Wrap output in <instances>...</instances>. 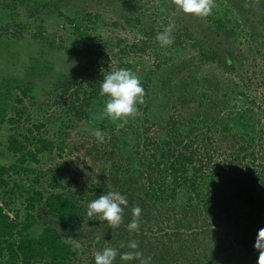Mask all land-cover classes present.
Returning a JSON list of instances; mask_svg holds the SVG:
<instances>
[{
	"label": "trees",
	"instance_id": "obj_1",
	"mask_svg": "<svg viewBox=\"0 0 264 264\" xmlns=\"http://www.w3.org/2000/svg\"><path fill=\"white\" fill-rule=\"evenodd\" d=\"M15 1L31 18L52 15V8L61 17L58 0L33 1L35 7ZM91 2L135 38L104 43L96 32L101 13L81 10L64 18L79 63L48 87L64 99L67 119L54 140L41 134L45 123L19 136L10 129L0 153L12 159L0 167V264H95V253L105 247L117 250L114 264H140L120 259V253L136 251L149 264H257L254 244L264 228V96L255 93L264 75L255 81L248 61L264 59V0H216L203 18L183 13L174 0ZM170 25L174 42L161 47L155 37ZM34 36L53 49L51 37ZM121 68L139 77L144 102L127 120L113 123L100 118L107 99L99 95L100 83ZM4 87L0 125L14 127L24 101L35 102L36 86L14 81ZM73 121H85L103 137L92 134L94 142L84 150L93 176L89 185L80 177L85 186L79 175L63 177L57 166L46 174L32 167L41 155L83 149L68 147ZM218 157L225 168L213 163ZM108 192L127 201L116 228L86 214L88 203ZM136 207L139 227L130 231ZM131 241L136 249L128 247Z\"/></svg>",
	"mask_w": 264,
	"mask_h": 264
},
{
	"label": "rangeland",
	"instance_id": "obj_2",
	"mask_svg": "<svg viewBox=\"0 0 264 264\" xmlns=\"http://www.w3.org/2000/svg\"><path fill=\"white\" fill-rule=\"evenodd\" d=\"M23 1L29 2L32 7H35L33 1H36L38 5L45 1L51 2L50 0ZM58 1L61 5V17L52 8L54 14L48 15V12H45L35 19L31 18L27 8L19 5L17 1L0 0V89L5 88L6 83L8 87L12 88L14 81L19 83L30 82L36 86L32 92L36 103L29 100L24 101L25 113L18 124L14 127L6 123L0 125L1 154L5 153L8 134L13 132L10 129H14L13 133L19 136L26 134L27 129L31 128L33 124L45 123L46 128L41 131V134L45 138L54 140L52 137L53 132H57L60 129V124L67 119L62 112L65 109V105L62 104L64 99L59 98L56 94L49 93L51 88L48 87L54 76L66 74L69 70H75L79 63L78 56L71 52L74 47L72 26L64 18H73L75 13H79L81 10L101 13L102 17L96 22L98 25L96 32L104 43L111 39H125L130 42L135 38L132 29L122 28L120 25L113 26L112 23H118L116 18L109 11L105 12L102 7L98 8L91 0H84L85 3L82 0ZM215 1L212 0V6H214ZM73 4L77 7L74 8ZM12 5L14 6L10 8ZM38 27L41 29H38ZM39 32L41 36L51 37L54 43L53 49L35 38L34 35L39 34ZM96 32L92 33L93 37L96 36ZM261 38L264 39V33L261 34ZM248 63L250 71L256 74L255 77H251L255 81H260L264 75L263 57L258 55L255 61H252V57H249ZM255 95L257 97L264 96V86L257 88ZM41 104L43 105L39 108L38 105ZM263 110L264 107H262L261 112ZM9 115L12 117L13 113L10 112ZM73 124L75 128L67 130V135H69V139H67L68 147L69 149L72 145L80 147L81 144L84 146L83 149L80 148L72 152L65 150L64 154L61 155H58L56 151H53L51 155H41L39 158L40 163L32 165V167L35 168L36 166L40 172L46 174L49 169L57 166L56 171L65 175L63 177L79 175L77 177V180L80 181L79 185L85 186L86 182L89 185L87 180H92L93 176L92 172L89 171L90 160L85 157L84 150L94 142V139L90 138L94 131L85 121L79 123L73 121ZM220 155H223V153H220ZM11 160L0 156V167H6ZM213 163H216V166L220 168H225V164H220V157L214 159ZM63 165H68V169L64 171ZM106 176L107 174L104 171L100 174L101 182L105 180ZM80 177L85 178V183H82ZM82 261L84 263L85 260Z\"/></svg>",
	"mask_w": 264,
	"mask_h": 264
},
{
	"label": "clouds",
	"instance_id": "obj_3",
	"mask_svg": "<svg viewBox=\"0 0 264 264\" xmlns=\"http://www.w3.org/2000/svg\"><path fill=\"white\" fill-rule=\"evenodd\" d=\"M174 3L183 13L196 17H207L212 11V0H174ZM155 39L161 47L172 45L174 40L171 36V25L158 33ZM99 95L107 97L101 109L100 118L116 123L127 120L138 111L137 105L143 104L145 92L139 77L129 69L121 68L103 76ZM93 135L103 139L98 129L93 132ZM126 205L127 201L120 193L108 192L90 201L86 214L88 217H98L100 221H105L108 228H116L122 221V206ZM140 212L139 207L133 209L134 218L128 225L130 231L138 230ZM8 216L11 219L14 217L11 213ZM128 247L136 249L137 244L135 241H131ZM75 248L79 249L80 245L76 244ZM254 248L259 253L257 264H264V228L259 229ZM117 255L116 249L105 247L95 253V264H114ZM119 255L121 261L138 259L140 264H149L148 259H143L142 253L138 251L120 253Z\"/></svg>",
	"mask_w": 264,
	"mask_h": 264
}]
</instances>
